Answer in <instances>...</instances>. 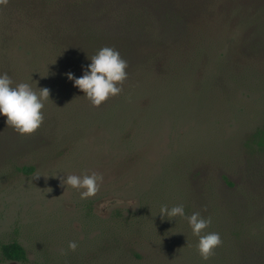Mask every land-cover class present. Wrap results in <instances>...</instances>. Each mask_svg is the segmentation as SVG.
<instances>
[{"label":"rangeland","instance_id":"1","mask_svg":"<svg viewBox=\"0 0 264 264\" xmlns=\"http://www.w3.org/2000/svg\"><path fill=\"white\" fill-rule=\"evenodd\" d=\"M97 1L115 18H99L104 28L132 2L150 17L170 10L157 8L163 0ZM165 1L192 11L190 31L168 36L157 23V37L178 38L170 64L156 62L106 103L36 76L12 83L47 88L49 99L30 135L0 117V264H264V155L250 149L264 124V0ZM10 47L16 68L38 70L32 49ZM92 173L103 177L94 196L61 184ZM176 205L185 217L161 218ZM194 212L211 219L201 235L221 240L206 261L186 218ZM14 241L25 261L4 259Z\"/></svg>","mask_w":264,"mask_h":264},{"label":"trees","instance_id":"2","mask_svg":"<svg viewBox=\"0 0 264 264\" xmlns=\"http://www.w3.org/2000/svg\"><path fill=\"white\" fill-rule=\"evenodd\" d=\"M171 2H159V10H170L164 16L155 14V17L154 10L151 9L150 17V11L143 3L132 2L135 8H122L127 14L124 19L116 21V24H107L104 28L97 25L99 18H115L110 11L103 15L107 5H99L97 0H5L0 3V50L3 54L2 57L0 55V73H7L12 83L17 79L36 76L53 83L50 87H57L56 90L83 95L66 74L82 76L91 63V57L101 48L111 47L127 62V78L120 85L123 89L138 78L140 72L142 75L145 69L155 66L156 62L170 64L172 51L177 47L172 45L178 38L167 41L166 38L157 37L153 31L157 23L165 27L163 32L168 31V36L190 31L192 11L188 7L182 8L177 1L175 4ZM14 44L26 46L36 53L39 63L36 60L34 63L38 64L37 71L26 74L13 65L9 51ZM143 44L153 45L163 53L148 52L142 48ZM0 117L1 124L11 127L6 124V117ZM46 120L55 123L53 119ZM252 143L250 149L264 155V124L253 135ZM18 170L32 172L33 168L25 166ZM2 255L10 261H25L27 257L24 247L16 241L3 245Z\"/></svg>","mask_w":264,"mask_h":264},{"label":"clouds","instance_id":"3","mask_svg":"<svg viewBox=\"0 0 264 264\" xmlns=\"http://www.w3.org/2000/svg\"><path fill=\"white\" fill-rule=\"evenodd\" d=\"M5 0H0L4 3ZM91 63L80 77L67 73L68 80L73 86L82 91L93 106H99L110 96L121 92L123 81L127 78V62L121 58L120 53L111 47H103L91 57ZM38 88V87H37ZM33 90L29 83L21 82L12 86V80L7 73H0V116L6 117V124L11 126L20 135L26 136L34 133L43 121L42 109L44 101L49 99V89L38 88ZM103 177L96 173L82 176L68 175L61 177V184L71 186L80 192L82 199L94 196L98 191V182ZM160 216L185 217L183 205L171 208L162 206ZM193 235L199 237L197 249L203 260H208L213 250L220 245L219 233L209 232L201 235L202 231L211 223L210 218H204L199 212L186 217ZM68 247L75 250L77 244L69 242Z\"/></svg>","mask_w":264,"mask_h":264}]
</instances>
